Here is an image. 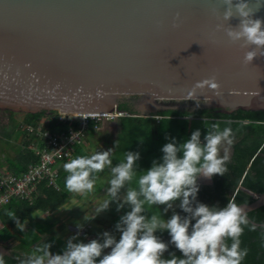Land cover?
Returning a JSON list of instances; mask_svg holds the SVG:
<instances>
[{
	"label": "water",
	"instance_id": "95a60500",
	"mask_svg": "<svg viewBox=\"0 0 264 264\" xmlns=\"http://www.w3.org/2000/svg\"><path fill=\"white\" fill-rule=\"evenodd\" d=\"M205 108L264 111V0H0V110ZM262 206L259 193L217 225L215 264L230 225Z\"/></svg>",
	"mask_w": 264,
	"mask_h": 264
},
{
	"label": "trees",
	"instance_id": "16d2710c",
	"mask_svg": "<svg viewBox=\"0 0 264 264\" xmlns=\"http://www.w3.org/2000/svg\"><path fill=\"white\" fill-rule=\"evenodd\" d=\"M120 109L130 111L126 104H122ZM45 115L49 114H25L26 129L21 126L23 130L18 131L27 138V144L36 141L39 147L46 145L37 136L38 129L31 134L28 130L29 126L38 125V119ZM159 116H162L160 120L158 117L119 116L115 118L118 125L115 135H111L109 143L104 142L110 149L112 167L122 170L127 189L139 196L137 202H132L134 198L118 202L117 209L128 205L125 210H120L130 212L132 204L139 203L141 213H147L145 218L157 226L154 237L159 240L158 243L134 252L130 261H126V244L113 260L106 258V247H102L96 252L80 250L71 253L65 257L64 264H215L217 225L237 206L250 204L256 200L257 194L264 193L263 110H169L161 112ZM48 123L43 132L60 134L79 127L78 121L69 118L61 120L58 115ZM95 125L96 122L92 121L89 134L104 141L102 127L98 131ZM225 135L231 139V159L218 160V166L212 172L213 187L203 185L197 189L201 169L212 164V151L197 140L206 138L215 148ZM87 140L88 137L82 144L75 145L74 156L69 162L72 167L67 172H63V167L60 169L58 188L44 182L39 187L40 195L34 201L14 199L25 204L27 215L39 207L45 210L58 208L68 199L80 177L89 181L98 178L102 170L87 151ZM21 156L26 167L39 162L30 147ZM141 178L148 182L135 185ZM172 188L183 193L185 199L172 227L164 229L167 221H163V215L157 219V215L152 213L156 212L158 216L160 212L163 214L168 210L167 205L172 198L145 205L142 197H159V200L161 195L173 197L175 193ZM137 225V218L126 220L125 233L132 237ZM120 242L125 241L120 239ZM66 249L56 254L61 255ZM0 264L45 263L37 259L19 261L0 257ZM222 264H264V206L237 218L230 225L224 238Z\"/></svg>",
	"mask_w": 264,
	"mask_h": 264
},
{
	"label": "rangeland",
	"instance_id": "374dc122",
	"mask_svg": "<svg viewBox=\"0 0 264 264\" xmlns=\"http://www.w3.org/2000/svg\"><path fill=\"white\" fill-rule=\"evenodd\" d=\"M56 115H58V117L60 119L61 118L66 119V118L74 117L71 115H64V114H61L59 112H52L49 115H45V116L41 117L40 119H38V121H37L38 125L29 126L28 130H29L30 134L35 129H38L40 131L45 129V127L49 124L48 122L50 121V119H52ZM123 116H127V115H123ZM25 120L26 119H25L24 113H15V112H11L8 110H6V111L0 110V139H4V140L10 139V141H13L11 146H7L5 141H2L3 144L1 145V148H4V149H3L2 153L0 152V156H3V155L5 156L6 154H8L10 156H14L15 154L17 155L18 153L19 154L24 153L29 147L31 150H33V148L35 147V144H36L35 141L29 145L26 142L27 138H25L23 135H19L20 133H19L18 129L23 130L21 126H23L24 129H26ZM154 120L157 121V119H154ZM101 127H102L101 131H103L102 134H104L102 136V139L104 141H100V138L95 139L93 134L91 133V134H88V136H87L88 140L86 142L87 151H89L93 154V158H95L96 161L101 164V168L103 169L102 174H100L98 176V178L93 179V180L98 182L97 183V185L99 187L98 196H101V198H103L104 200L112 202L111 203L112 205L116 201H117V203L118 202L123 203L124 202L123 200L129 198V196L132 195L133 192L127 189L126 180L124 179L122 170H116L115 168L112 167L111 161L109 159L110 158V149H108L105 145V143L110 142V138H112L111 135L112 134L115 135L114 133L116 132L118 125H117V123H115V118H114V119H111V121L105 120ZM98 131H100V127H98ZM15 140L18 141V145L16 146V148H13L12 146H13V144H15ZM221 146H224V144H222ZM214 150L215 149H212L211 151H214ZM66 164H68V162ZM204 172H207V171H204ZM136 179H138V178H136ZM197 179L199 182L200 181L203 182V178H202V176L200 177V174H199ZM93 180H91L92 181L91 183L94 182ZM79 182H80V184H83V181L80 180ZM143 182L147 183L148 181L145 178H141L139 180V182L136 183L135 185H140ZM94 184H96V183H94ZM82 186H84V188H86L85 184H83ZM84 188L82 187L79 190L83 191ZM172 190L175 193V194L173 193L174 194L173 197L168 196V195H161L160 200H159V197L158 198H156V197H152V198L142 197L144 199L145 205H148L149 202H159V201L164 202V201H168L169 199L172 198V200L170 202H168L169 204L167 203L168 204L167 205L168 210L166 209L163 214H162V212H160L161 216L160 215L158 216V213H156V212L152 213L153 215H157V219H161V217L163 215V217H162L163 221L164 220L167 221L164 224V229L172 227L174 221L177 218L178 210H179L181 204L183 203V201L185 199L183 193L177 192L175 190V188H172ZM81 194L82 193H79V195H77V196L80 197ZM78 197L72 198V199H70V201H68L66 203L64 202L65 204L63 203V205L59 206V207H62L61 210L58 209V212H57V214H58L59 210H60V214L64 215L63 220H62V225H61L62 229H64L65 227H68L71 230V232L68 234L67 238H66V236H63L62 238H64V239L66 238L65 240L67 242H69L70 244H72V246H76V247L83 246V239H85V238L80 235V232L78 230V229L81 230L82 228H86V231L92 235L89 238L87 237V240L89 239V240H91V242L93 241L92 243L95 245H98L97 247H101V245L107 244L109 237L113 236V234L117 235V238L115 239V242H114L115 245L110 247V248H112L111 250L114 249V251L111 253H109V252L106 253V257H108V258L109 257L110 258L116 257L115 254L118 252L116 250V248L119 247L120 243H121L120 245L122 246V248L126 244L128 245L129 242H131L130 244L133 245V248H131L132 250H128L125 252V256H126V259L128 261H130L129 256L131 254L134 255V252H137L135 250H137L139 248L147 249V247L149 245H151L153 243H158L159 240L156 237H154V235H156V233H157V226L154 225V223H150L145 218L146 216H148L147 213H145V214L141 213L142 210L138 209L139 203H133L132 204V202H137V200L139 199V196L137 197L136 194L133 197L134 200L132 202H130L132 204V208H131L130 212H126V213L123 212V210H125L127 208V206H128L127 205L126 208H119L118 209L119 212H121L122 214L117 216L116 218L113 217V216H115L113 214V216H111L110 218L103 219V220L101 218V219H98L97 221H93V220L92 221H84L82 217L78 218L77 212H78L79 208L80 209L86 208V206L85 207L83 206L84 204L80 201V198H78ZM159 204L160 203H158V205ZM164 205L166 208V204H164ZM111 208L113 209V206ZM120 209H123V210H120ZM158 209L161 210L160 208H158ZM43 215H45V214H43ZM136 218H137V224L138 225H137V228L135 229V233H134V235H132V237L130 235L128 236L125 233L126 232V220H130V219L134 220ZM39 219L41 222L44 221L42 215L40 216ZM157 221L159 222V220H157ZM81 222H83V224ZM86 222H89V223H86ZM90 224H92V225L95 224V225L88 227ZM58 227H59V225H58ZM122 227H124L125 229H122ZM36 228L38 229L37 225H36ZM79 238L80 239L82 238V240H79ZM100 239H101V243H100ZM119 239H122L125 242L122 243L119 241ZM62 247H65V245L63 244ZM69 250H71L70 246H69ZM69 253L71 254L74 252L69 251ZM32 254H35V252H32ZM61 260H62V255H57L56 257H54V261L57 262V264H60Z\"/></svg>",
	"mask_w": 264,
	"mask_h": 264
},
{
	"label": "crops",
	"instance_id": "0c3cea01",
	"mask_svg": "<svg viewBox=\"0 0 264 264\" xmlns=\"http://www.w3.org/2000/svg\"><path fill=\"white\" fill-rule=\"evenodd\" d=\"M2 141H5L7 146H11L13 142L10 141V139L8 140L0 139V148L1 145L3 144ZM222 144H224V146H221ZM17 145H18V141L15 140V144H13L12 147L16 148ZM3 149L4 148L0 149L1 153L3 152ZM214 149L215 150L212 151L211 153L212 164L205 166L201 169L200 177L202 176L203 182L201 181L199 182L197 179V183H196L197 189L201 188V186L203 185L213 187L214 180H213L212 172L218 166V160L229 161L232 157L231 139L225 135L224 137L221 138L219 144ZM89 153L90 156H92L93 158V154L91 152ZM21 154L22 153L20 154L18 153L17 155L15 154L14 156H10L6 154L5 156L4 155L0 156V175L2 173H12L15 175L23 174L28 167L25 166V161L22 159ZM93 159L99 165L100 169L103 170L101 168V164L98 163L95 158ZM71 167H72V163L65 164L63 166L64 169L63 172H67ZM80 180L83 181V184H85L86 188L82 186L83 184H80L79 182ZM91 182L92 181L87 180L85 177H80L74 184L75 188L70 191V195L67 201H65L66 203L70 201V199L78 197L77 195H79V193H82L81 196L78 198H80V201L84 204L83 205L84 207L86 206V208L85 209L79 208L77 212L78 218L82 217L84 221H92V220L97 221L98 219L101 218L102 220L110 218L111 216H113V214L115 215L113 216L114 218L121 215L122 213L119 212V210L116 207L117 201L114 202V204L112 205L111 204L112 202L104 200L103 198H101V196H98L99 194L98 193L99 187L97 185L98 182L97 181H94L93 183ZM82 187L84 189L83 191H80L79 189H81ZM39 191L40 190H38L37 192V197L40 195ZM134 195L135 194L133 192V194L130 195L129 198L123 201L133 199ZM112 206L113 209L111 208ZM61 208L62 207H58L53 210H49V209L45 210L42 207H39L38 209L35 210V212L27 215L28 208H26L25 204H23L19 200H14L11 204L2 207L0 209V257L13 258V259L15 258L19 261H22L24 259H35V260L37 259L43 261L45 264H57V262L54 261V257L57 256L56 252L57 251L61 252L66 247L67 248L66 252L61 254L62 260L60 261V264H64L65 257H67L70 254L69 251L77 252L83 250L87 252H92V251L96 252L102 247H106L107 253L108 252L111 253L114 251V249L111 250L112 248L110 247L115 245L114 242L115 239L117 238V235L113 234V236L109 237L107 244H103L101 245V247H97L98 245L93 244L92 243L93 241L91 242V240L89 239L87 240V237L89 238L92 235L86 231V228H82L81 230L78 229L80 235L85 238L83 239V246L76 247V246H72V244L67 242L65 239L68 237V234L71 232V230L68 227L62 229L61 225L64 215L60 214ZM58 209L60 210L59 213L57 214ZM40 214L43 216L44 219L43 222H41L39 219L41 216ZM178 214H179V210H178ZM81 223L83 224V222ZM36 225L38 226V229L36 228ZM94 225L90 224L88 227ZM63 236H66V238L65 239L62 238ZM79 240H82V238L81 239L79 238ZM100 243H101V239H100ZM63 244L65 245V247H62ZM120 244L119 247L116 248L118 252H121L123 249ZM69 246L71 250L68 249ZM131 248H133V245L128 244L126 245L124 251L126 252L128 250H132ZM143 249L145 248H139L135 251H140ZM32 252H35V254H32ZM118 252L115 254L116 256L118 255ZM132 257L133 254L129 256L130 259H132ZM106 258L109 260H113L116 257L114 258L106 257ZM126 261L128 260L126 259Z\"/></svg>",
	"mask_w": 264,
	"mask_h": 264
},
{
	"label": "built area",
	"instance_id": "2783aa9c",
	"mask_svg": "<svg viewBox=\"0 0 264 264\" xmlns=\"http://www.w3.org/2000/svg\"><path fill=\"white\" fill-rule=\"evenodd\" d=\"M123 115L127 114L114 112L103 115H71L74 117H70L69 120L79 122L77 130L70 129L60 134L37 130V136H40L46 142L43 147L35 144L33 148L36 157L39 158V162L30 164L21 175L12 173L0 175V209L12 203L14 199L34 201L37 198L40 185L44 182L49 186L58 188L57 178L59 171L65 163L71 161L72 156H74L75 145L82 144L88 136L91 122L95 121V129H98L105 120H111ZM157 117L159 120L162 118V116ZM61 120L64 119L61 118ZM197 142L205 145L207 150L214 149V145L206 138L198 139Z\"/></svg>",
	"mask_w": 264,
	"mask_h": 264
}]
</instances>
